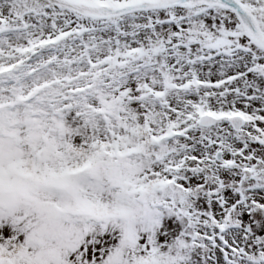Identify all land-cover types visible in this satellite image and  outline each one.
Listing matches in <instances>:
<instances>
[{"label": "snow or ice", "instance_id": "snow-or-ice-1", "mask_svg": "<svg viewBox=\"0 0 264 264\" xmlns=\"http://www.w3.org/2000/svg\"><path fill=\"white\" fill-rule=\"evenodd\" d=\"M0 264H264V0H0Z\"/></svg>", "mask_w": 264, "mask_h": 264}]
</instances>
